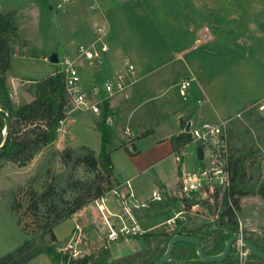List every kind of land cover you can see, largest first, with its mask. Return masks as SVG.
Masks as SVG:
<instances>
[{
    "label": "rangeland",
    "instance_id": "obj_1",
    "mask_svg": "<svg viewBox=\"0 0 264 264\" xmlns=\"http://www.w3.org/2000/svg\"><path fill=\"white\" fill-rule=\"evenodd\" d=\"M61 1L63 4L65 3L63 0H0V4L5 10H17L16 21L19 25L21 37L19 38L18 35L16 42L24 44V46L29 44V53L32 54L25 58L15 59L14 75H19L20 79L23 76L38 77L44 75L43 72H45L46 67L57 65L51 63L50 60L45 61L44 57L49 56L50 58L55 50H58L60 57L64 56L65 48L62 44L65 39L70 38L75 43L79 42L76 28L80 26L81 22V7L79 5L70 7L68 2L64 7H58V3ZM52 4L53 8L50 7ZM261 25L264 29V21ZM242 53L244 54L232 55L231 57L233 60L237 57L241 61L240 71L230 69L229 71H218L216 73V75L221 73L222 77L217 78L216 81L214 80L213 84L215 86H212L213 92L215 91V103H213L214 105L210 103L212 107H205L204 110L207 111L206 108H208L209 111H205L203 114L206 116L204 121L213 124H221L227 119H232L227 124V129L231 136L233 156H246L245 167L248 176L251 177L250 186L260 188L264 184V116L258 111L256 101L264 94V50L255 47L253 50H243ZM174 58L176 59V57ZM172 62L175 66L180 61L176 59ZM163 69L159 68L158 71ZM181 77L180 74L172 73L168 85H175L178 81H181ZM11 89L10 87V91ZM170 92L148 101L147 106L158 107L169 95L175 98L181 96L178 87H173ZM155 95L156 97L159 96V92ZM245 101L252 104L249 107L251 110L243 111ZM13 103L16 107L24 104H20L19 100L18 102L13 101ZM68 112L70 124L62 122L59 128V134L61 133L62 136L61 141L47 146L27 166L20 167L17 163L7 159L0 161V259L6 257L9 253L13 255V258L7 256L4 264H13L14 261L18 264H65L50 252L49 248L53 245L57 246L59 252L62 251L64 254H70L75 248L81 249L83 255L90 254L101 247H111L113 258L142 249L145 242L139 237L121 238L114 242L109 241L108 236L111 225L107 223L104 216V213L109 215L107 206H105L108 202L107 198L111 200L110 204L113 206V211L119 213L120 218L125 219V223L122 222L121 226L133 224L134 218L130 214L135 213V220L143 230L167 217H174L175 210L182 207L179 201L181 199L180 195L173 197V206H171V203H166L165 199L163 201L151 200L153 189L155 187L161 188L156 182L158 178L155 171L160 172L158 169L141 172L132 180L133 189L137 191L135 204L131 202L124 203L122 199L124 194L121 191L120 183L113 182V190L109 191L103 199L91 202L87 207L73 214L55 228L57 241H52L49 234L38 231L34 224H32L28 233H24L11 210L13 203H20L22 208L19 212H25L28 192L31 189L42 190L49 175L57 177L61 187L60 191L64 193L65 197L69 195V193L63 192L66 177L70 175L74 178L86 180L91 176L81 167L73 168L70 164H64L60 159V152L67 147L79 149L86 145L93 148L97 155L100 153L101 133L96 130L95 125L102 113L95 115L70 106ZM139 112L137 111L134 114L133 120L135 123L140 121ZM237 113L241 115L238 116ZM147 119L151 122L155 121L153 118ZM200 119L196 118L194 120L195 125L203 121ZM111 127L113 135L108 148L112 151V154L114 153L113 158L117 164V169L121 167L126 169L129 163L128 159L134 158L138 152L134 151L131 142H128L127 137L120 133V129L115 124H111ZM148 142L149 139L147 138L138 142L139 155L147 156ZM201 145V143L192 141L184 149L186 153L185 163L188 165L189 170H193L195 165H200L197 155L198 148ZM141 158L142 156H138L137 160ZM163 167L165 170L161 172L166 179V183L169 187H177L178 185H175L177 180L175 159H168ZM221 201L223 202V199ZM143 202L146 206H142ZM159 202L162 203L159 204ZM101 205H104L103 209H101ZM218 206H215L214 211H209L203 206L188 209L182 215L184 219H179V221L187 228L211 224L216 218L215 209H218ZM240 207L239 220L242 228H264V200L259 195L242 197ZM130 216L132 220L128 221ZM24 220V222L30 224L32 222V219L28 216L24 217ZM171 226H173V223ZM106 227H109L108 233L104 232ZM164 229L161 228L152 232H160ZM96 231L99 232V234L96 233L97 237H91Z\"/></svg>",
    "mask_w": 264,
    "mask_h": 264
},
{
    "label": "crops",
    "instance_id": "obj_2",
    "mask_svg": "<svg viewBox=\"0 0 264 264\" xmlns=\"http://www.w3.org/2000/svg\"><path fill=\"white\" fill-rule=\"evenodd\" d=\"M67 2L70 3V7L79 5L82 16L80 26L76 28L80 40L75 43L73 39H65L62 44L65 55L75 57L79 44L94 43L98 26L107 29L104 40L109 45L110 51L105 61L98 63L80 58L79 67L82 86L92 92L95 99H103V103H109V124H115L120 129V133L127 137L128 142H131L138 156H142L137 160L136 154L134 158L128 159L126 169L122 167L117 169L114 153L112 154L110 150L111 158L115 163V175L121 182V191L124 195L131 192L137 201V191L133 189L132 180L141 172L159 169L160 172L155 171V173L158 178L156 182L161 188L155 187L152 196L153 192L159 189L165 195L166 203H171L173 206L174 203L169 201H173L175 195H180L179 180L183 170L189 168L185 161L178 165L175 160V169H177L175 185H178V188L169 187L162 172L165 170L164 163L170 158L175 159L171 137L187 132L189 122L194 123L196 118H201L200 120L203 121L206 119L203 114L206 111L205 107L215 103L213 83L217 78L222 77L221 73L218 75L216 73L230 69L241 70V61L237 57L233 60L232 55H243V50H253L255 47L264 50V29L261 25L264 21V0H67L64 4L62 1L58 3V7H64ZM50 7L53 8V4ZM8 11L11 9L5 10L2 7L0 12ZM18 35L20 38L19 25ZM28 45L15 43L9 75L11 98L14 102L19 100L20 104L28 103L34 98L30 91L34 86V80L54 74L58 68V65L46 67L44 75L38 77L23 76L20 79L19 75H14L15 59L32 55L29 53ZM174 57L180 61L175 66L173 62L171 63L176 60ZM125 59L134 64L138 81L123 92L106 97L104 83L113 79L117 72L126 70ZM44 60L49 61V56H45ZM159 68L164 69L158 71ZM172 73L180 74L182 79L175 85H168ZM187 78H195V80L187 90V100H184L180 85ZM173 87L179 88L180 98L169 95L160 106L154 108L147 106L148 101L162 97ZM157 92L159 96L156 97ZM263 98L264 94L256 102ZM198 100H203V103L200 104ZM103 103L101 113H103ZM251 105L245 101L243 111ZM206 109L208 112V108ZM137 111H140L138 116L140 121L135 123L133 119ZM147 118H153L155 121L151 122ZM231 120L230 118L223 122L229 123ZM63 122L69 125L70 119L67 118ZM126 128L130 129V135L125 134ZM61 138L60 133L49 145L61 141ZM144 138L149 139L146 157L139 155L140 149H138V142ZM197 156L199 159V154ZM106 200L108 202L105 206L109 215L104 213V216L107 223L112 227H120L125 223V219L120 218L121 215L113 211L110 198ZM100 207L103 209L104 205ZM178 212H181L180 219H184L182 215L187 210L181 207L175 210L174 216ZM134 214L130 215L135 222L137 220ZM131 216L128 221L132 220ZM173 218L167 217L144 230L152 232L161 228H173L171 226ZM107 231L109 227L104 228V232ZM96 233L99 234L96 231L91 237H95Z\"/></svg>",
    "mask_w": 264,
    "mask_h": 264
},
{
    "label": "trees",
    "instance_id": "obj_3",
    "mask_svg": "<svg viewBox=\"0 0 264 264\" xmlns=\"http://www.w3.org/2000/svg\"><path fill=\"white\" fill-rule=\"evenodd\" d=\"M16 16L17 10L0 12V109L5 110L10 117V129L6 144L0 149V161L7 159L20 167H25L39 152L57 139L61 122L69 117V99L65 75L58 66L54 74L34 80L31 89L34 98L30 102L20 107L14 105L8 78L15 53L14 45L18 37ZM108 107L109 103L104 102L103 113L96 121V130L101 133V150L98 155L93 148L86 145L79 149L67 147L60 152V159L64 164H70L73 168L81 167L91 176L86 180L70 175L66 177L63 192L69 195L65 197L60 191L57 177L49 175L42 190L31 189L28 192L25 212H19L22 208L20 203L11 205V210L24 233H28L34 224L38 231L49 234L52 241H57L55 228L58 225L91 202L103 199L113 190V182L121 184L115 175L111 151L108 148L113 135L112 127L108 122ZM249 110L251 108L245 111ZM6 127V119L0 113V146L6 138ZM171 141L175 153H181L193 140L189 132H184L172 136ZM198 154L203 155L202 147L198 148ZM245 160V155L231 158L230 169L233 179L231 194L224 196L222 211L211 224L187 228L178 218L173 223V228H165L160 232H147L143 236L125 237V239L139 237L145 242V246L118 258L112 257L109 247L95 249L92 253L77 258L59 252V248L55 245L49 248L50 252L65 264H153L166 253L171 239L177 234L199 239L206 254L217 255L223 252L228 239L239 232L264 251V228L240 229V199L249 195H259L264 200V184L260 188L250 186L251 177L246 171ZM179 201L183 210L191 209L195 205L203 206L209 211H214L215 208L209 200L181 198ZM27 216L32 219L31 224L24 222V217ZM243 249L246 254L241 256L238 243H235L226 260L205 263L199 260L195 245L179 242L175 246L171 260L166 264H264V260L250 253L245 246ZM7 256L13 258L12 253ZM6 257L0 259V264H4ZM13 264L18 262L14 261Z\"/></svg>",
    "mask_w": 264,
    "mask_h": 264
},
{
    "label": "built area",
    "instance_id": "obj_4",
    "mask_svg": "<svg viewBox=\"0 0 264 264\" xmlns=\"http://www.w3.org/2000/svg\"><path fill=\"white\" fill-rule=\"evenodd\" d=\"M67 1V0H63ZM2 7L0 5V11ZM97 38L91 45L79 44L76 49V56L64 55L60 57L59 69L65 75L66 92L69 99V106L81 111L101 114L102 100L94 98L92 92L85 90L82 86L81 72L79 67V59L85 58L90 62L103 63L107 53L110 51L109 45L104 40L107 29L103 26H98L96 29ZM125 71L116 73L113 79L104 83L106 97H111L123 92L129 86L134 85L138 81V76L134 64L125 59ZM195 78H187L181 82L180 88L184 100H187V90ZM200 104L203 100L198 101ZM258 111L264 116V98L256 103ZM241 114H238L240 116ZM63 122V121H62ZM61 122V123H62ZM227 122L221 124H213L209 121H202L198 124L189 122V132L192 140L202 145L203 155L199 156L200 165L194 167L193 170H183L179 180V189L181 198L209 200L214 206L219 205L216 210V218L221 213V204L224 196H230L233 179L230 169L231 158L233 157L231 136L227 129ZM126 135H130L129 128L124 130ZM186 153H175L177 163L183 164ZM165 195L156 190L153 192L152 201H163ZM124 203L136 202L131 192L123 196ZM221 202V204H220ZM221 205V206H220ZM146 206V204H142ZM199 205H195V209ZM181 212H178L171 223L180 218ZM215 219V218H214ZM242 230V224H240ZM146 230H143L135 221L133 225H123L121 227H112L108 239L110 242L120 240L128 236L143 235ZM242 233V232H240ZM238 246L241 256L246 254L242 243L239 241ZM81 249H75L70 252V256L77 258L83 256Z\"/></svg>",
    "mask_w": 264,
    "mask_h": 264
},
{
    "label": "water",
    "instance_id": "obj_5",
    "mask_svg": "<svg viewBox=\"0 0 264 264\" xmlns=\"http://www.w3.org/2000/svg\"><path fill=\"white\" fill-rule=\"evenodd\" d=\"M49 60H50V62H52L54 64H57V65L60 63V56H59L58 50H55L50 55ZM0 113L4 116V118L6 119V123H7L6 131H5L6 138H5L4 142L2 143V145L0 146V149H1V148L4 147V145L7 142V136H8L9 129H10V117H9V114L5 110L0 109ZM186 130L189 131V125L187 126ZM239 241L242 243L243 246H245L247 248V250L250 253H252L255 256H257L258 258L264 260V251L261 250L260 248H258L256 245H254L242 233L233 234L228 239L223 252L220 253V254H217V255H208V254H206L204 249H203L202 243L200 242L199 239H197L195 237H192V236H186V235H183V234H177L171 239L166 253L159 260H157L153 264H166V263H168L171 260L172 253H173V251L175 249L176 244L179 243V242H187V243H191V244L195 245L196 248H197L199 260L202 261V262H205V263L222 262V261L227 259L228 255L231 252V250L233 249L235 243H237Z\"/></svg>",
    "mask_w": 264,
    "mask_h": 264
},
{
    "label": "flooded vegetation",
    "instance_id": "obj_6",
    "mask_svg": "<svg viewBox=\"0 0 264 264\" xmlns=\"http://www.w3.org/2000/svg\"><path fill=\"white\" fill-rule=\"evenodd\" d=\"M240 233V232H239ZM243 234V233H242ZM238 243V242H237Z\"/></svg>",
    "mask_w": 264,
    "mask_h": 264
}]
</instances>
